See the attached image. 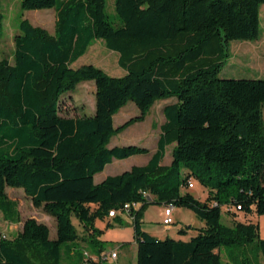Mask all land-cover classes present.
<instances>
[{
  "label": "trees",
  "instance_id": "obj_1",
  "mask_svg": "<svg viewBox=\"0 0 264 264\" xmlns=\"http://www.w3.org/2000/svg\"><path fill=\"white\" fill-rule=\"evenodd\" d=\"M262 4L114 0L117 18L109 19L106 0H21L23 9L53 7L55 22L50 32L21 18L12 61L0 58V210L19 221L6 187H21L55 219V234L50 237L46 223L25 218L14 235L0 236V264H66L63 247L74 256L67 264H104L100 256L107 247L95 220L106 217L112 218L107 224L132 226L135 264H222L220 249L231 244L254 243L264 256L258 222L236 219L238 212L264 214V77L218 76L231 40L259 36ZM3 19L0 10V36ZM97 39L118 52L123 75L93 63L72 66ZM89 79L95 83L94 112L61 114L63 95ZM169 97L176 100L162 108L164 121L147 162L95 183L94 175L113 158L149 151L108 143L143 120L156 100ZM129 100L139 114L114 127L113 115ZM170 144L171 161L163 164ZM190 177L207 189L205 199L182 190ZM133 201L139 204L123 209ZM167 202L204 222L190 239L158 238L142 229L144 209ZM222 208L231 224L221 221ZM111 209L118 212L108 216ZM79 242L97 258L71 253Z\"/></svg>",
  "mask_w": 264,
  "mask_h": 264
},
{
  "label": "rangeland",
  "instance_id": "obj_2",
  "mask_svg": "<svg viewBox=\"0 0 264 264\" xmlns=\"http://www.w3.org/2000/svg\"><path fill=\"white\" fill-rule=\"evenodd\" d=\"M21 0H0V10L4 15L3 33L0 36V58L8 57L12 61L14 48V36L18 31V24L21 18H27L32 24L40 25L48 29L50 32L54 30L55 11L54 8L41 9H23L20 5ZM106 13L109 19H116L117 15L114 10V0H106ZM261 29L259 36L254 40H231L228 44L230 56L220 70L218 76L220 78H255L264 77V4L260 7ZM118 52L109 50L105 47L103 40H95L80 56L72 66L77 67L84 63H93L102 68L110 75L120 76L125 73V70L117 63ZM95 83L94 80H83L70 92L65 93L61 100L60 113L63 115L74 116L82 114H92L95 105ZM175 97L167 99H158L149 109L145 118L136 121L123 130L113 134L110 137L108 147L138 145L148 149H152L156 145V141L160 132V124L164 121L162 108L164 104L175 101ZM139 114V108L136 104L129 100L113 115V125L117 127L128 118ZM173 144L167 146L166 156L162 163L167 164L171 160V148ZM148 154L133 155L129 158H113L107 163L104 169L94 176V182L98 183L107 175L120 173L133 164H141L147 158ZM182 190H188L196 197L202 196L203 186L195 181L191 188L183 187ZM7 195L16 200L17 209L19 212V221H11L7 219L0 210V236H12L22 226V222L27 217H34L38 221L46 223L50 228V237L55 234V219L45 212L42 206L36 207L33 205L30 197H28L21 187H6ZM148 209V219L144 223L146 229L161 228L162 223V204L151 203ZM158 206H161L159 209ZM173 212L174 222L171 224V229L167 230L169 237L174 234L177 226H182L185 223H190L191 214L194 219L200 221L188 208L175 206ZM178 208V209H177ZM240 219L242 221L253 220L259 224V237L264 238V214L253 213L247 215L242 212ZM74 224L81 230V227L75 217L72 218ZM221 221L225 224H231V217L225 212L224 208L221 211ZM188 225V224H187ZM95 226L100 229L98 239L107 247L108 257L104 264H135L136 255L128 254L120 242L123 238H131L129 229H132L130 224L119 225L117 222L107 224L103 219H96ZM164 235V234H162ZM119 244V245H118ZM118 251V257L110 256V250ZM64 263H68L70 259L74 260V256L69 255V252L63 247ZM74 255L83 253L81 246L74 248ZM85 254L84 256H88ZM222 264H264V256L257 249L254 243L245 245L231 244L222 246L220 249ZM72 257V258H71Z\"/></svg>",
  "mask_w": 264,
  "mask_h": 264
},
{
  "label": "crops",
  "instance_id": "obj_3",
  "mask_svg": "<svg viewBox=\"0 0 264 264\" xmlns=\"http://www.w3.org/2000/svg\"><path fill=\"white\" fill-rule=\"evenodd\" d=\"M174 102V101H173ZM165 105V104H164ZM155 148H156V145L152 148V149H149V151L148 152H146V153H138V154H134V155H139V154H148V156H147V158L145 159V161H143V163H141V164H145L146 162H147V160L149 159V157H150V155H151V153L155 150ZM166 150H167V147H166V149H165V153H164V157L166 156ZM171 150H172V148H171ZM131 156H133V155H131ZM131 156H129V157H131ZM129 157H127V158H129ZM163 157V158H164ZM171 161V160H170ZM170 161H169V163H170ZM168 164V163H167ZM133 165H136V164H133ZM138 165H140V164H138ZM132 166V165H131ZM130 166V167H131ZM129 167V168H130ZM95 176V175H94ZM104 178V177H103ZM102 178V179H103ZM101 179V180H102ZM100 180V181H101ZM194 195V194H193ZM206 195H207V189L203 186V190H202V196L201 197H196L195 195V197L196 198H198V199H201V200H203V199H205V197H206ZM149 205L144 209V211H143V216H142V229L143 230H145V231H147V232H149L150 234H152V235H154V236H156V237H158V238H164V237H166V236H169V235H166L167 233V230L168 229H171V224H169V225H164L163 224V226L161 227V228H158V227H154V226H152L151 227V229H146V227L144 226V223L145 222H147V219H148V209H149ZM159 207V209H161V206H158ZM162 208H163V204H162ZM176 209V207L174 206L173 207V210H172V213H171V215H172V218H173V222H174V216H173V212H174V210ZM178 209V208H177ZM163 216H164V212L162 211V218H163ZM196 216V215H195ZM122 217L126 220V221H130V218L127 216V214H122ZM197 217V216H196ZM198 218V217H197ZM199 219V218H198ZM236 219H240V214L238 213L237 214V216H236ZM105 222H107V221H109V222H111L112 221V218H110V217H106V218H104L103 219ZM200 220V219H199ZM231 220H232V218H231ZM188 224V228L185 230V233H183V234H179L178 233V228L179 227H181V226H177L176 228H175V230H174V234L173 235H171L173 238H176V239H182V240H188V239H190L192 236H194L195 234H196V232H197V228L198 227H200V226H202L203 224H204V222L202 221V220H200V221H197V220H195L194 219V216H192V214H191V217H190V223H185L184 225H187ZM184 225H182V226H184ZM130 230V233H131V238H123V239H121L120 240V242H122V245H120L119 247H124V249L126 250V253H128V254H135L136 255V249H137V244H136V242H135V240H134V237H133V228L132 229H129ZM162 234H164V235H162ZM119 245V244H118ZM78 246H81V248H82V251H83V253H85V254H89L88 256L89 257H91V258H94V259H96V257H97V255L92 251V250H90V248L87 246V244L85 243V242H79L78 243ZM77 247V246H76ZM75 247V248H76ZM73 251H74V249H72L71 250V253H73ZM112 251H115L116 252V256H115V258H117L118 257V251H116L115 249H112ZM102 252H107V250H105V251H102ZM101 252V253H102ZM135 263H136V261H135Z\"/></svg>",
  "mask_w": 264,
  "mask_h": 264
},
{
  "label": "built area",
  "instance_id": "obj_4",
  "mask_svg": "<svg viewBox=\"0 0 264 264\" xmlns=\"http://www.w3.org/2000/svg\"><path fill=\"white\" fill-rule=\"evenodd\" d=\"M194 184H195V180H194L193 178L190 177V178H188L185 187H187V188H191V187L194 186ZM141 193H142L143 196H145V197H147V198H151V196H152L147 190H142ZM138 204H139L138 201L126 202V203H124V205H123V209H124V210H128V208H129L130 206H137ZM173 207H174V205H173L171 202H167V203H164V204H163V212H164V216H163V218H162V223H163L164 225H169V224L173 223V218H172V215H171L172 210H173ZM228 208H229V207H228ZM232 208H234V209H239V208H240V205H236V206H234V207H232ZM117 212H118V210H116V209H111V210H109L108 216H113V215H115ZM110 256L114 258V257L116 256V252L110 250ZM107 257H108V251H107V252H102V253H101L100 258H102V259H107ZM96 258H97V257H96Z\"/></svg>",
  "mask_w": 264,
  "mask_h": 264
}]
</instances>
